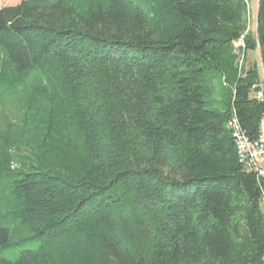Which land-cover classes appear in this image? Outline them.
<instances>
[{"label":"trees","instance_id":"1","mask_svg":"<svg viewBox=\"0 0 264 264\" xmlns=\"http://www.w3.org/2000/svg\"><path fill=\"white\" fill-rule=\"evenodd\" d=\"M251 1L0 8V95L17 105V122L0 119V184L31 246L0 264H264V177L229 125L253 139L264 119L259 69L243 64L259 49L264 69ZM10 236L0 227L3 247Z\"/></svg>","mask_w":264,"mask_h":264},{"label":"rangeland","instance_id":"2","mask_svg":"<svg viewBox=\"0 0 264 264\" xmlns=\"http://www.w3.org/2000/svg\"><path fill=\"white\" fill-rule=\"evenodd\" d=\"M9 0H0V8L8 4ZM256 14H257V0H253L248 4V17H247V31L257 37V23H256ZM243 42L238 41L235 43V47H242ZM244 66L248 67L249 65L256 64L259 69L260 79L264 78V69L261 62V56L259 49L254 51H248L246 53V58L244 61ZM207 80L210 82H203L202 84L205 87L211 86L214 88L217 94L212 93L207 95V100L215 101L217 106H221L222 97H221V82L218 77L208 76ZM13 94H8L4 92L0 95V119L2 116H7L12 118V122H17L14 120L16 115V103L8 104L10 98ZM4 114V115H3ZM4 129V126H0ZM7 191L5 192L0 184V227H5L10 230V242L12 243L9 247H3L0 241V258H5L8 260H14L20 251L23 249L31 248V246L26 243H19V241L25 236V234L17 231V225L12 218L9 217L8 212L10 211V206L8 204ZM264 218V216H263ZM12 219V220H11ZM264 221V219H263Z\"/></svg>","mask_w":264,"mask_h":264},{"label":"built area","instance_id":"3","mask_svg":"<svg viewBox=\"0 0 264 264\" xmlns=\"http://www.w3.org/2000/svg\"><path fill=\"white\" fill-rule=\"evenodd\" d=\"M239 61L240 66L241 59ZM253 97L257 101L264 102V78H261L258 82ZM234 132L240 136L243 166L246 170L255 173L257 177H264V119L260 123L256 138H249L240 127L236 117ZM260 206L264 214V189H261Z\"/></svg>","mask_w":264,"mask_h":264},{"label":"bare ground","instance_id":"4","mask_svg":"<svg viewBox=\"0 0 264 264\" xmlns=\"http://www.w3.org/2000/svg\"><path fill=\"white\" fill-rule=\"evenodd\" d=\"M239 41H242V39L239 40ZM242 46H243V44H242ZM229 125L231 126L232 131H233V137H234V139H235V145H236V152H237V155H238V157L240 158L241 162L243 163V157H242V151H241L240 136L237 135V134L234 132L235 119H233V121H231V122L229 123Z\"/></svg>","mask_w":264,"mask_h":264},{"label":"water","instance_id":"5","mask_svg":"<svg viewBox=\"0 0 264 264\" xmlns=\"http://www.w3.org/2000/svg\"><path fill=\"white\" fill-rule=\"evenodd\" d=\"M257 4H258V0H257ZM256 23H257V14H256Z\"/></svg>","mask_w":264,"mask_h":264}]
</instances>
